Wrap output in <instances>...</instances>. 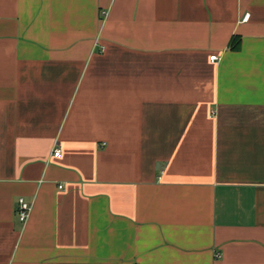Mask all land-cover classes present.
Instances as JSON below:
<instances>
[{
  "label": "crops",
  "instance_id": "crops-1",
  "mask_svg": "<svg viewBox=\"0 0 264 264\" xmlns=\"http://www.w3.org/2000/svg\"><path fill=\"white\" fill-rule=\"evenodd\" d=\"M0 264H264V0H0Z\"/></svg>",
  "mask_w": 264,
  "mask_h": 264
},
{
  "label": "built area",
  "instance_id": "built-area-1",
  "mask_svg": "<svg viewBox=\"0 0 264 264\" xmlns=\"http://www.w3.org/2000/svg\"><path fill=\"white\" fill-rule=\"evenodd\" d=\"M246 18H248V16ZM217 59H218L217 55H213L211 57L212 61H215ZM53 156L56 158H60L62 156V150L59 148L54 149ZM31 211H32V204L26 201L24 198H20L18 200V208H17V214L19 220L23 223H26L31 215Z\"/></svg>",
  "mask_w": 264,
  "mask_h": 264
},
{
  "label": "trees",
  "instance_id": "trees-1",
  "mask_svg": "<svg viewBox=\"0 0 264 264\" xmlns=\"http://www.w3.org/2000/svg\"><path fill=\"white\" fill-rule=\"evenodd\" d=\"M232 44V43H231Z\"/></svg>",
  "mask_w": 264,
  "mask_h": 264
}]
</instances>
